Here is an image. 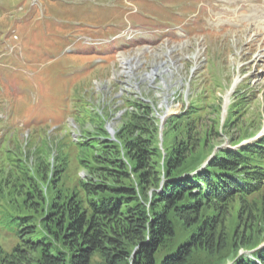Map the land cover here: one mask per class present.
Returning <instances> with one entry per match:
<instances>
[{
	"label": "rangeland",
	"instance_id": "374dc122",
	"mask_svg": "<svg viewBox=\"0 0 264 264\" xmlns=\"http://www.w3.org/2000/svg\"><path fill=\"white\" fill-rule=\"evenodd\" d=\"M17 1L0 0L2 13ZM102 1L108 9L127 6L123 0ZM233 3L221 2L219 11ZM47 6L61 8L63 2L47 0ZM188 14L189 10L183 12ZM54 27L58 34L68 32L71 40L101 29L96 25L87 30L74 19L71 25L63 21ZM224 34L121 52L110 65L101 64L69 88L79 101L75 115L58 127L25 130L16 126V116L29 115L30 102L11 99L0 85V251L10 253L21 242L18 236L4 237L2 227L9 222L25 218L34 224L46 215L51 202H67L77 194L85 197L81 182L94 175L92 169L107 168L96 159L106 154L102 140L118 144L131 172L135 163L127 156L122 133L128 112L136 111L139 103L153 110L156 142L162 152L182 150L187 155L184 168L193 175L209 168L225 151L264 143V32L249 26ZM65 59L54 65L68 82L71 74L62 65ZM251 157L256 167L251 170L260 166L264 171L259 153ZM255 190L202 209V220L223 222L227 248L217 254L198 251L193 264H235L244 256L257 260V251L264 249V175L255 179ZM176 225L173 244L180 247L196 226L188 228L179 221ZM244 234L245 240L252 239L250 247L241 245ZM0 260H4L2 254Z\"/></svg>",
	"mask_w": 264,
	"mask_h": 264
},
{
	"label": "trees",
	"instance_id": "16d2710c",
	"mask_svg": "<svg viewBox=\"0 0 264 264\" xmlns=\"http://www.w3.org/2000/svg\"><path fill=\"white\" fill-rule=\"evenodd\" d=\"M136 111L128 112L122 133L135 163L131 172L118 144L102 140L106 154L96 159L107 168L92 169L94 175L81 182L85 197L51 202L34 224L24 218L3 226L4 237L18 236L21 242L10 253L0 251V264H193L198 251L217 254L227 248L223 222L202 220V209L256 191L255 179L264 171L260 166L251 170L256 168L251 154L256 151L264 159V143L225 151L193 175L184 168L182 150L164 153L157 145L152 108L143 102ZM176 221L196 226L180 247L173 244ZM245 239L244 234L241 245L250 247L252 239ZM256 258L244 256L235 264H264V249Z\"/></svg>",
	"mask_w": 264,
	"mask_h": 264
},
{
	"label": "bare ground",
	"instance_id": "6f19581e",
	"mask_svg": "<svg viewBox=\"0 0 264 264\" xmlns=\"http://www.w3.org/2000/svg\"><path fill=\"white\" fill-rule=\"evenodd\" d=\"M154 75V74H153ZM235 85V84H234Z\"/></svg>",
	"mask_w": 264,
	"mask_h": 264
}]
</instances>
